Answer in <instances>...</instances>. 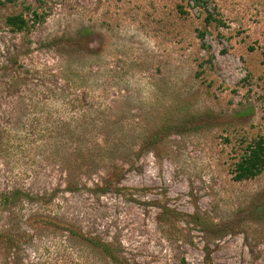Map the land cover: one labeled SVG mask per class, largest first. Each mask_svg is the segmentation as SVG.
<instances>
[{"label":"rangeland","instance_id":"rangeland-1","mask_svg":"<svg viewBox=\"0 0 264 264\" xmlns=\"http://www.w3.org/2000/svg\"><path fill=\"white\" fill-rule=\"evenodd\" d=\"M203 2L0 6V196H30L0 198V264H113L85 238L125 264H206L204 242L209 264H264V173L236 182L231 172L264 136V0ZM34 12L42 21L27 36L3 26ZM170 105L198 130L135 153Z\"/></svg>","mask_w":264,"mask_h":264},{"label":"trees","instance_id":"trees-1","mask_svg":"<svg viewBox=\"0 0 264 264\" xmlns=\"http://www.w3.org/2000/svg\"><path fill=\"white\" fill-rule=\"evenodd\" d=\"M193 6L198 8H204L203 0H191ZM16 0H0V6L13 5ZM202 6V7H200ZM33 19L31 21L27 20L23 14H12L3 18V26L11 34H23L27 36L35 27L36 24H40L42 19L37 13H32ZM182 14H185L182 12ZM205 20L207 23H219L220 21L216 19L211 14L207 13ZM202 36L203 33H200ZM61 44L62 40H57ZM55 44V42H54ZM211 62V59L208 61ZM170 109V110H169ZM179 109L175 108L173 105L168 106L161 112L156 113V117L151 122V128L146 127L145 132L141 134V137H136V144L138 149L135 153H141L142 151H148L151 147L160 144L164 139L170 137L171 135H181L183 133L194 132L198 130V125H196V117H190V122L187 118H182L179 115ZM164 112V113H163ZM103 150H110L109 143L104 141L102 146H99ZM89 151V150H86ZM116 149L111 148L110 153H115ZM128 153V152H127ZM86 156V153L81 154ZM128 155V154H127ZM233 179L236 182L251 181L261 176L264 173V136H257L253 138L240 150L237 154L236 159L232 165ZM29 194L20 193L14 191L11 193H5L0 196L3 203L9 200L14 202H20V198H24L26 201H30ZM160 209L161 217L166 219L170 218H190V221L196 225L200 226V230L207 235L220 236L222 234L221 229L213 226L204 218L198 215H184L182 213L176 212L165 206H158ZM77 233L69 231L70 238L77 237ZM82 236V235H79ZM28 236H25L27 239ZM83 239V236L80 237ZM87 244H90L92 248H97L99 252L103 253L113 264H125L122 257L119 255V250L117 251L111 244L105 242H99L94 239H83ZM6 243L8 250H15L20 248V243L17 240L6 237ZM26 243V242H23ZM203 252L205 255L204 263L209 264V248L207 243L204 242Z\"/></svg>","mask_w":264,"mask_h":264}]
</instances>
